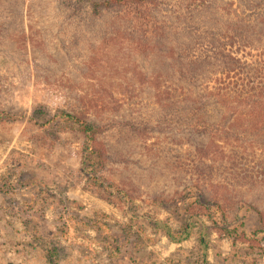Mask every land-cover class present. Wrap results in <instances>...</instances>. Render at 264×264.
Instances as JSON below:
<instances>
[{
  "label": "rangeland",
  "instance_id": "1",
  "mask_svg": "<svg viewBox=\"0 0 264 264\" xmlns=\"http://www.w3.org/2000/svg\"><path fill=\"white\" fill-rule=\"evenodd\" d=\"M54 14L51 0H37L26 21L36 40V48L27 50L41 66L42 81L28 77L26 64L17 75L22 82L17 78L0 90L6 118L0 122V264H201L202 225L180 242L155 225L160 220L181 232L191 214H208L211 207L204 200L194 203V193L180 201L153 199L181 190L197 176L191 168L173 166L182 154L177 139L171 138L165 165L158 135L136 143L116 140L111 149L116 161L101 170L97 160L85 158L83 139L71 127L60 126L48 137V127L41 126L71 92L101 98L105 111L127 101L133 111L148 113L156 82L138 71L140 65L146 73L132 44L116 41L93 51L82 42L63 50L66 31ZM32 117L38 125L31 124ZM222 152L211 163L217 180L226 173ZM129 154L137 160L119 165L120 156ZM235 211L225 221L211 218L217 225L200 218L210 232V264H264L262 220L249 213L239 218L243 211Z\"/></svg>",
  "mask_w": 264,
  "mask_h": 264
},
{
  "label": "trees",
  "instance_id": "2",
  "mask_svg": "<svg viewBox=\"0 0 264 264\" xmlns=\"http://www.w3.org/2000/svg\"><path fill=\"white\" fill-rule=\"evenodd\" d=\"M36 2L0 0V90L13 86L17 78L22 82L17 75L26 64L28 77L42 81L41 66L30 60L27 50L36 48L26 22ZM51 3L57 26L66 31L63 50L82 42L93 51L116 41L132 44L146 73L140 65L138 71L156 82L150 88L154 96L147 102L148 113L133 111L127 101L118 102L116 111H105L101 98L95 101L88 93L71 92L41 125L48 127V137L60 126L71 127L83 139L85 158L97 160L101 170L108 161H116L111 151L116 140L135 142L158 135L157 149L161 148L159 157L165 165L175 138L182 154L173 166L191 168L197 176L181 190L153 199L180 201L194 193V203L204 200L211 207L208 214H191L181 232L160 220L155 225L180 242L190 239L199 225L206 230L200 218L225 221L238 208L243 211L239 218L256 214L264 231V209L257 206L264 205V0ZM43 83L48 86L47 80ZM5 119L0 109V122ZM30 122L38 125L33 117ZM220 150L226 173L217 180L212 164ZM130 154L121 155L119 165L137 160ZM185 156L189 161L181 160ZM213 181L223 186L217 188ZM204 230L198 236L199 254L201 264H210V232Z\"/></svg>",
  "mask_w": 264,
  "mask_h": 264
}]
</instances>
